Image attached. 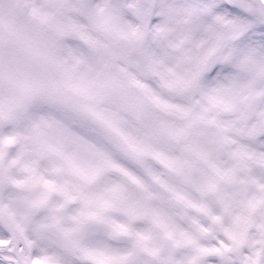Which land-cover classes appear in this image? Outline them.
I'll list each match as a JSON object with an SVG mask.
<instances>
[{"label": "snow or ice", "instance_id": "1", "mask_svg": "<svg viewBox=\"0 0 264 264\" xmlns=\"http://www.w3.org/2000/svg\"><path fill=\"white\" fill-rule=\"evenodd\" d=\"M0 264H264V0H0Z\"/></svg>", "mask_w": 264, "mask_h": 264}]
</instances>
